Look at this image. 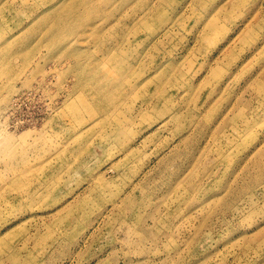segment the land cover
<instances>
[{
    "label": "rangeland",
    "instance_id": "rangeland-1",
    "mask_svg": "<svg viewBox=\"0 0 264 264\" xmlns=\"http://www.w3.org/2000/svg\"><path fill=\"white\" fill-rule=\"evenodd\" d=\"M0 264H264V0H0Z\"/></svg>",
    "mask_w": 264,
    "mask_h": 264
}]
</instances>
